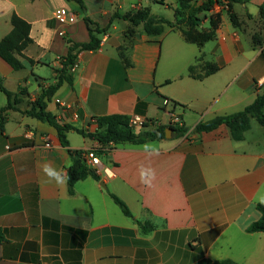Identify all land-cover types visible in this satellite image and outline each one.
I'll return each mask as SVG.
<instances>
[{
	"label": "crops",
	"instance_id": "crops-1",
	"mask_svg": "<svg viewBox=\"0 0 264 264\" xmlns=\"http://www.w3.org/2000/svg\"><path fill=\"white\" fill-rule=\"evenodd\" d=\"M79 1L0 0V40L11 30L12 14L30 25L32 40L22 52L23 69L14 71L0 58L4 87L22 89L0 131V264H212L226 258L264 264V232L246 231L260 217L256 204L264 205V126L251 119L240 141L224 125L194 131L199 122L243 110L261 92L264 48H253L250 36L264 0L234 6L245 31L223 10L216 38L201 48L171 26L147 35L140 25L126 37L130 23L122 16L147 8L173 22L177 0ZM60 8L67 12L63 24L53 16ZM85 18L102 31L95 33L98 48L77 53L72 83H63L46 102L58 123L73 128L66 134L68 148H100L74 130L93 131L90 121L97 116H138L160 126L175 113L187 131L142 145L108 144L100 180L76 181L70 193L67 182L47 183L41 171L50 164L66 172L72 162L67 147L53 127L23 112L55 82L68 41H90ZM207 28L202 21L200 29ZM206 64L218 70L204 75ZM6 102L0 91V110ZM145 144L159 154L145 152ZM140 163L155 169L152 187L140 183ZM136 221L153 228L143 232Z\"/></svg>",
	"mask_w": 264,
	"mask_h": 264
},
{
	"label": "trees",
	"instance_id": "trees-1",
	"mask_svg": "<svg viewBox=\"0 0 264 264\" xmlns=\"http://www.w3.org/2000/svg\"><path fill=\"white\" fill-rule=\"evenodd\" d=\"M80 3L79 0H74ZM250 0H177V5L174 8V21L170 22L164 18H156L152 16L147 8L139 9L132 14L122 16L130 23L127 29L126 37H131L135 33V29L141 25L142 31L147 35H159L162 33L164 26H171L181 32L182 36L187 42L195 44L201 48L205 43L216 38V31L221 24V11L214 12L215 6L224 7V11L228 15L231 24L242 31L246 29V23L240 19L234 10L235 5H242L248 3ZM121 17V16H116ZM247 18H251L247 14ZM87 29L90 34V41L88 43H74L68 41L67 54L59 58L60 68L55 70V82L42 88L41 94L31 103L29 108L23 112L26 116L35 118L39 121L46 122L48 125L56 130L58 139L63 147H67V152L72 158L70 166L66 169L69 177L67 180L68 190L72 193L73 184L76 181L85 179L90 176L94 180L99 181L100 178L96 172L89 168L84 159L83 150H72L68 148L67 132L73 129L71 126L60 124L55 120V117L46 110V102L55 93V91L63 83H72V76L70 68L76 60L77 53L81 51H93L98 48L99 41L95 37V33H101L94 24L84 19ZM207 20L208 28L201 30V22ZM11 30L0 40V58L6 62L14 71L23 69L22 52L32 43L29 37L30 25L21 19L16 14L10 17ZM251 45L253 48H264V4L258 6V24L256 29L250 36ZM129 45V44H128ZM127 48L126 46H124ZM123 55V52L121 53ZM200 57L197 58L199 60ZM126 63L127 60L125 59ZM30 64L35 62L28 59ZM194 67L190 66L188 74L190 77L194 75ZM218 70L215 65L206 64L204 66V75H209ZM0 91L4 93L7 98L6 105L0 110V131H3L5 122V114L9 110H15V105L19 102L17 98L18 93H22L19 88L18 92L8 91L0 77ZM129 117L124 115H106L91 118V123L95 125L93 131L82 129H74L79 135L95 141L100 145L97 148V154L101 155L108 144H132L142 145L148 141L165 139V131L168 129L175 137H180L186 133V129L182 126L175 128L171 125H160L150 129H141L135 131L129 124ZM251 119L264 126V86L259 92L253 102L246 106L243 110L222 116H216L208 121L199 122L194 131L197 133L209 132L221 125L228 128L230 136L235 141L243 139L244 132L249 128ZM111 199L120 208L121 212L127 216L132 217L129 209L125 203L114 194H110ZM256 209L260 213L257 221L251 223L246 231L249 233L264 232V205L256 204ZM143 232L152 230L153 226L146 222L136 221ZM3 240V235L0 231V242ZM212 264H239L232 259H221L212 262Z\"/></svg>",
	"mask_w": 264,
	"mask_h": 264
},
{
	"label": "built area",
	"instance_id": "built-area-1",
	"mask_svg": "<svg viewBox=\"0 0 264 264\" xmlns=\"http://www.w3.org/2000/svg\"><path fill=\"white\" fill-rule=\"evenodd\" d=\"M152 1H154V0H152ZM221 10H224V7H222V6H215L214 7V12H219ZM53 16L58 23L63 24L66 22L67 12L64 8H60V9H57L53 12ZM60 35H62V32H60ZM77 67H78V64H77V61L75 60V62L73 63V65L70 68V72L71 73L74 72ZM260 86H264V82H260L259 87ZM129 124L132 128H134V130H140V129H142L146 126H149V125L152 128L158 126L155 122H150V121L143 119V118H140L138 116L131 117L129 119ZM169 125H171L175 128L182 127L183 123H182L180 116L176 115L175 113H170L169 114ZM25 138L31 139L32 133H30V132L27 133L25 135ZM100 156L101 155L97 154L96 148L86 150L84 153V159H85L86 164L88 165L89 168L93 169L96 172V174H99V171L101 169ZM103 173H105L107 175L109 172H107V169H103Z\"/></svg>",
	"mask_w": 264,
	"mask_h": 264
},
{
	"label": "clouds",
	"instance_id": "clouds-1",
	"mask_svg": "<svg viewBox=\"0 0 264 264\" xmlns=\"http://www.w3.org/2000/svg\"><path fill=\"white\" fill-rule=\"evenodd\" d=\"M143 150L150 155H158V149L150 144L143 145ZM41 171L43 172L44 176L47 177V183H55L56 185H61L67 182L69 179L66 172L62 169L53 168L50 164H44L42 166ZM111 175V173H108ZM138 174L140 183L145 185L146 187H152L153 182L156 179V171L151 165H145L144 163H140L138 165Z\"/></svg>",
	"mask_w": 264,
	"mask_h": 264
},
{
	"label": "rangeland",
	"instance_id": "rangeland-1",
	"mask_svg": "<svg viewBox=\"0 0 264 264\" xmlns=\"http://www.w3.org/2000/svg\"><path fill=\"white\" fill-rule=\"evenodd\" d=\"M236 11H237V12L240 11V7H239V6L236 7ZM163 14H164V12H163ZM164 15H166V14H164ZM241 20H242V18H241ZM251 24H252V23H251ZM255 25L257 26V23H255ZM247 27H248V26H246V28H247ZM254 29H255V28H254ZM254 29H253V30H254ZM47 79H49V78H47ZM47 81H48V80H47ZM75 136H76L77 138H80V137H78V135H75Z\"/></svg>",
	"mask_w": 264,
	"mask_h": 264
},
{
	"label": "water",
	"instance_id": "water-1",
	"mask_svg": "<svg viewBox=\"0 0 264 264\" xmlns=\"http://www.w3.org/2000/svg\"><path fill=\"white\" fill-rule=\"evenodd\" d=\"M170 133H171V131L167 129V130L165 131V137H166V138H169V137H170Z\"/></svg>",
	"mask_w": 264,
	"mask_h": 264
}]
</instances>
